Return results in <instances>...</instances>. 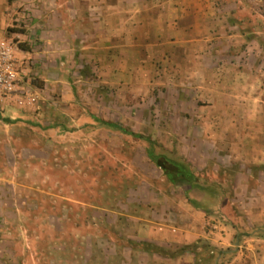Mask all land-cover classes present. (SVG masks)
I'll use <instances>...</instances> for the list:
<instances>
[{
  "label": "rangeland",
  "instance_id": "obj_1",
  "mask_svg": "<svg viewBox=\"0 0 264 264\" xmlns=\"http://www.w3.org/2000/svg\"><path fill=\"white\" fill-rule=\"evenodd\" d=\"M143 51L144 61L138 62L141 50L139 55L128 52L132 59L111 70L86 64L85 58L75 65L68 62L72 69L64 82L41 86L38 102L26 110L25 118L0 131V264H103L102 246L121 243L120 214L134 213L136 196L142 194L149 202L152 193L172 186L148 158L150 147L163 159L181 164L192 147L199 149L196 154L216 148V142L208 146L201 141L205 135L217 138L233 132L240 138L249 134L244 143L254 153L264 150V92L255 94L257 103L235 112L237 124L218 125L220 114L224 119L230 114L212 107V93L188 89L189 81L199 82L185 74L182 67L188 62L179 61L177 76L165 72L169 65L161 58L173 53L183 59L182 50ZM217 80L209 77L207 88ZM97 119L120 124L150 138L153 145ZM248 165L253 188L259 177L264 181V165ZM196 168L191 165L208 191L217 185L224 197L239 199L233 175L243 174L244 168ZM252 194L249 207L257 211L264 206V185ZM138 208L149 212L147 206ZM253 231L251 236L264 243V219ZM92 248L95 258L90 263Z\"/></svg>",
  "mask_w": 264,
  "mask_h": 264
},
{
  "label": "crops",
  "instance_id": "obj_2",
  "mask_svg": "<svg viewBox=\"0 0 264 264\" xmlns=\"http://www.w3.org/2000/svg\"><path fill=\"white\" fill-rule=\"evenodd\" d=\"M0 39L15 40L19 89L36 95L21 96L23 105L13 98L0 104V131L25 118L41 86L64 82L72 69L68 62L75 65L85 58L86 64L116 69L114 64L132 59L128 52H142L138 62L144 61L143 49L182 50L183 59L173 53L161 58L169 65L165 72L177 76L179 61H187L185 74L199 80L189 81L188 89L212 93V107L230 114L227 119L220 114L218 125L237 124L235 112L257 103L255 94L264 92V0H0ZM212 76L218 80L208 89L206 80ZM248 137L205 135L201 141L208 146L216 142V148L196 154L199 149L192 147L184 161L200 172L244 168L247 176L244 170L233 175L238 200L224 197L217 185L208 191L201 181L194 189L184 185L186 192L171 183L169 190L152 193L149 202L136 196L134 213L120 214L118 220L121 243L102 246L103 264H264V243L251 236L264 219V206L257 211L249 207V194L264 181L259 177L251 188L248 165H264V146L254 153L244 143ZM138 205L149 212H138ZM89 255L91 263L94 248Z\"/></svg>",
  "mask_w": 264,
  "mask_h": 264
},
{
  "label": "built area",
  "instance_id": "obj_3",
  "mask_svg": "<svg viewBox=\"0 0 264 264\" xmlns=\"http://www.w3.org/2000/svg\"><path fill=\"white\" fill-rule=\"evenodd\" d=\"M16 48L15 40L0 39V104L13 98L19 105H23L21 96L28 95L19 89L21 66L16 56ZM31 102L33 101L28 103Z\"/></svg>",
  "mask_w": 264,
  "mask_h": 264
},
{
  "label": "trees",
  "instance_id": "obj_4",
  "mask_svg": "<svg viewBox=\"0 0 264 264\" xmlns=\"http://www.w3.org/2000/svg\"><path fill=\"white\" fill-rule=\"evenodd\" d=\"M24 48V46H20ZM97 122L103 124L104 126L115 129L123 134L132 136L136 139L146 140L150 146L153 145V142L150 138H145L140 134H136L133 131L128 130L127 128L123 127L120 124L114 122H106L103 120H98ZM148 158L164 172V175L169 180L170 183L174 184L175 186H189L191 189L198 188V177L196 174L191 170L190 166L184 163H172L171 161H167V159H163V157L155 154L154 150L150 147L147 151ZM214 191V189H213ZM240 241V240H239Z\"/></svg>",
  "mask_w": 264,
  "mask_h": 264
}]
</instances>
